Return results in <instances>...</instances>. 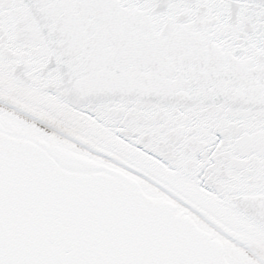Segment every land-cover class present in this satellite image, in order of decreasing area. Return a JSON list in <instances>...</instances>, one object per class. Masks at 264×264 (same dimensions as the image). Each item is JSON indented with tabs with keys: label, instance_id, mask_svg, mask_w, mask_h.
I'll return each mask as SVG.
<instances>
[{
	"label": "snow or ice",
	"instance_id": "1",
	"mask_svg": "<svg viewBox=\"0 0 264 264\" xmlns=\"http://www.w3.org/2000/svg\"><path fill=\"white\" fill-rule=\"evenodd\" d=\"M0 264H264V0H0Z\"/></svg>",
	"mask_w": 264,
	"mask_h": 264
}]
</instances>
